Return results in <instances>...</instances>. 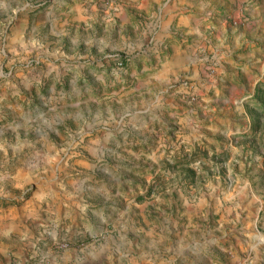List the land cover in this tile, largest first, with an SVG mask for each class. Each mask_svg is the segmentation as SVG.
<instances>
[{
	"label": "rangeland",
	"instance_id": "374dc122",
	"mask_svg": "<svg viewBox=\"0 0 264 264\" xmlns=\"http://www.w3.org/2000/svg\"><path fill=\"white\" fill-rule=\"evenodd\" d=\"M172 1L0 0V264H264V0Z\"/></svg>",
	"mask_w": 264,
	"mask_h": 264
},
{
	"label": "crops",
	"instance_id": "0c3cea01",
	"mask_svg": "<svg viewBox=\"0 0 264 264\" xmlns=\"http://www.w3.org/2000/svg\"><path fill=\"white\" fill-rule=\"evenodd\" d=\"M223 1L220 0L222 3ZM224 3L226 2L224 1ZM186 4H189L190 8L185 7ZM208 7L209 3H205L202 0H173L168 9L163 13L159 11L153 23V35L157 36L158 32H161V36L167 37L172 31L173 24L179 25L187 32L198 30L203 9H208ZM162 28L163 31L161 30ZM173 49L169 61H167L168 64L161 68L162 71L160 75H157L155 81L161 82L162 79L169 77V75L183 67L186 63L189 65L191 48L189 46L181 48L179 45ZM148 83L146 86H148ZM148 110L149 108L147 107L142 112L146 113Z\"/></svg>",
	"mask_w": 264,
	"mask_h": 264
},
{
	"label": "built area",
	"instance_id": "2783aa9c",
	"mask_svg": "<svg viewBox=\"0 0 264 264\" xmlns=\"http://www.w3.org/2000/svg\"><path fill=\"white\" fill-rule=\"evenodd\" d=\"M119 65H120V63H119Z\"/></svg>",
	"mask_w": 264,
	"mask_h": 264
}]
</instances>
